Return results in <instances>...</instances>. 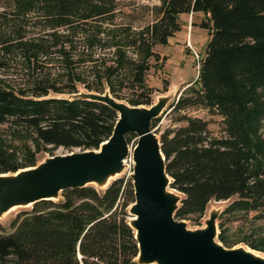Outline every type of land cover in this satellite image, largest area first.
<instances>
[{
    "label": "trees",
    "instance_id": "1",
    "mask_svg": "<svg viewBox=\"0 0 264 264\" xmlns=\"http://www.w3.org/2000/svg\"><path fill=\"white\" fill-rule=\"evenodd\" d=\"M57 4L64 13L60 19L70 22L71 10L77 9L67 0ZM183 12H191V18L202 12L208 33L196 51V77L171 103L178 112L176 119L184 122L160 134L171 186L184 194L175 216L202 215L210 200L233 196L220 214L259 207L264 202V174L250 164V107L264 91V0H167L159 20L161 42L180 28L177 23L172 32H166ZM200 40L193 42L191 37L195 46ZM133 78L143 85L140 68ZM86 86L98 91L89 83ZM77 90L69 81L19 89L0 85V123L27 124L44 143L54 146L97 148L111 134L117 112L104 102L58 96ZM128 101L152 102L147 91ZM189 107L219 116L217 123L224 134L213 135L208 118L181 112ZM157 119H152V126ZM126 137L129 141L128 133ZM36 162L31 152L22 164L1 162L0 172ZM123 194L127 201L119 208ZM133 199L131 179L118 177L101 191L92 185L64 188L57 200L36 201L29 210L17 213L11 229L5 230L0 223V264H135L137 241L124 211ZM217 237L233 245L221 230ZM248 244L260 249L254 242Z\"/></svg>",
    "mask_w": 264,
    "mask_h": 264
},
{
    "label": "rangeland",
    "instance_id": "2",
    "mask_svg": "<svg viewBox=\"0 0 264 264\" xmlns=\"http://www.w3.org/2000/svg\"><path fill=\"white\" fill-rule=\"evenodd\" d=\"M51 1L54 3L50 0H0V85L19 89L34 83L69 81L79 88L89 83L100 92L108 87L112 95L127 102L143 97L147 91L154 102L157 94L165 93L174 83H180V91L196 77V51L208 33L202 12L194 13L192 18L191 12L181 13L169 23L166 32H172L177 23L180 28L163 43L159 20L167 0H67L77 9L71 10L70 22L60 19L64 13L58 0ZM80 6L85 9L81 11ZM90 7L94 8L88 12ZM191 37L193 42L201 39L199 44H192ZM138 68L144 75L143 85L133 78ZM175 99L167 103L152 126L158 135L165 128L184 122L176 119L178 112L172 109ZM181 112L208 118L211 133L224 134L221 124L217 123L219 116L211 115L206 109L189 107ZM250 127V164L264 174V91L250 107ZM128 134L131 146L135 133ZM79 149L82 147L44 143L24 123H0V163L22 164L31 152L38 161L45 155ZM125 164L119 177L131 179L130 155L125 158ZM235 198L212 199L202 215L190 214L185 219L189 226L203 225V218L212 205H224ZM124 200L127 201L123 194L119 208ZM128 205L124 207L127 218L130 217ZM31 206L16 207L0 217L5 230L11 229L9 224L18 212L29 210ZM220 215L218 230L228 241L249 247L248 243L254 242L260 249L251 248L264 254V202L259 207L236 208Z\"/></svg>",
    "mask_w": 264,
    "mask_h": 264
},
{
    "label": "water",
    "instance_id": "3",
    "mask_svg": "<svg viewBox=\"0 0 264 264\" xmlns=\"http://www.w3.org/2000/svg\"><path fill=\"white\" fill-rule=\"evenodd\" d=\"M174 83L149 104H131L104 91L79 87L59 93L69 99L104 102L117 112L111 134L99 146L45 155L33 165L0 172V217L19 206L41 199L57 200L64 188L92 185L105 189L119 177L130 155L134 199L128 205V224L133 228L138 251L135 264H264V254L243 244L225 245L217 237V217L227 206L212 205L203 225L189 226L175 216L184 194L171 186L160 135L151 125L183 87ZM135 133L129 145L126 134ZM80 257L81 255L78 254Z\"/></svg>",
    "mask_w": 264,
    "mask_h": 264
},
{
    "label": "bare ground",
    "instance_id": "4",
    "mask_svg": "<svg viewBox=\"0 0 264 264\" xmlns=\"http://www.w3.org/2000/svg\"><path fill=\"white\" fill-rule=\"evenodd\" d=\"M125 169V168H124ZM18 208V207H17Z\"/></svg>",
    "mask_w": 264,
    "mask_h": 264
}]
</instances>
